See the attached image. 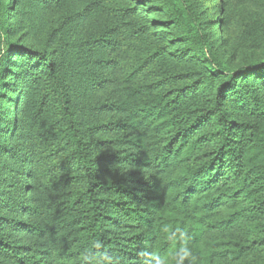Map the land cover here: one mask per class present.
Segmentation results:
<instances>
[{
    "label": "trees",
    "instance_id": "1",
    "mask_svg": "<svg viewBox=\"0 0 264 264\" xmlns=\"http://www.w3.org/2000/svg\"><path fill=\"white\" fill-rule=\"evenodd\" d=\"M125 1V5L121 4L119 7L124 17L138 7L141 11L159 10L167 13L168 17L164 20L151 17L147 25H128L120 33L113 34V27H108V34L103 33L94 39L96 44L113 50L121 40L140 35L147 29L165 30L169 26H175L178 33L172 40L181 44L190 56L198 60L202 71L191 73L196 77L180 87L168 90H155V86L162 84L160 81L138 86L139 92L143 93L146 88L150 93H143H147L146 97H140L130 107V112L134 118V126L148 136L153 135L155 147L144 163L150 164L160 173L162 184L159 182L150 186L133 181L130 186L118 185L111 189L117 194L113 199L105 192L107 186L99 177L97 163L117 157L114 154L92 155L89 142L84 139L76 121L71 88L58 73L60 62H57L51 52L11 41L9 20L16 0H0V95L6 88L5 80L13 74L10 67H15L17 62H25V73L21 81L30 82L32 95L36 93L38 82L46 80L45 89L38 95L39 99L54 100L59 123L56 136L60 140V146L69 148V152L58 163L65 169L70 167L75 171L74 175L54 181L50 186L82 182V186L73 192L67 206L71 221L86 229L85 234L73 245L48 246L44 239L48 230L37 218L41 213L40 205H37V198L34 199L35 194L30 196L33 187L30 186L29 179L24 187L22 183L18 185V193L11 191L9 183H5L7 178L3 179L0 208L12 209L14 217L0 213V250L13 256L21 264H24L25 258H33L34 264H126L125 256H129L134 264H160L171 260L175 255H180L183 260H193V264H218L214 262L212 253L205 255L197 248L204 236L214 230L238 226L247 218H257L264 214V135L252 123L238 121L235 117L236 110L248 101L252 113L264 114V58L229 65L211 41L193 0H163L161 5L148 0L146 3L149 5L144 9L135 1ZM116 34L119 36L115 37ZM163 50L160 47L149 55L142 56L128 78H133L135 73L150 62L159 60L163 56ZM12 55L16 56L17 61L11 64ZM97 63H102L105 67L112 64L109 60L102 59ZM186 75L187 73H178L167 77L183 79ZM206 85L212 93V98L208 99L211 100L210 105L198 111L184 109V100L194 96L199 87ZM111 106L112 103H103L100 108L110 109ZM123 124V121H110L101 127H119ZM206 124L210 125V129L198 132ZM12 132V129H0V137L4 140L0 154L8 155L4 142ZM211 141L213 145L207 147V143ZM103 142L105 141H100ZM9 143L13 148L12 143ZM247 143H250L251 148H258V163H251L254 157L244 158ZM18 150L16 147V151ZM60 151L54 149L50 154ZM41 157L44 156L40 151H35L31 157L28 168L30 173L27 175L29 178L36 179L35 172L38 167L41 169ZM131 158L129 157L130 160H137ZM32 166L35 167V172ZM149 186L165 195L164 206L168 208L166 214H156V204L137 192L144 191ZM46 187L45 183L37 184L36 193L39 191L40 194ZM129 202L132 204L129 205ZM120 203L124 205L125 215L132 219L130 224L121 221L115 214L114 208ZM218 209L224 211V215L211 219V214ZM15 211H19L21 216L29 215L30 219H17ZM109 220L114 227L140 229L131 236L120 237L122 241H117V237L110 233L107 225ZM3 225L15 228L22 235L27 234L32 243L27 244L22 235L18 245V242L6 240ZM120 232L126 231L121 229ZM259 245H264V235L257 241H250L248 246L256 248ZM246 248L248 247L241 246L238 252ZM228 252H219L218 257L222 258ZM262 252L259 260L254 262L220 264H264V251ZM37 259H43L44 263Z\"/></svg>",
    "mask_w": 264,
    "mask_h": 264
},
{
    "label": "rangeland",
    "instance_id": "2",
    "mask_svg": "<svg viewBox=\"0 0 264 264\" xmlns=\"http://www.w3.org/2000/svg\"><path fill=\"white\" fill-rule=\"evenodd\" d=\"M134 1L143 9L149 5L146 3L148 0H132ZM193 1L196 2L197 9L201 13L211 41L229 65L264 58V0ZM124 2L126 1L16 0L9 20L11 41L25 47L51 52L57 62H60L58 73L71 88L76 121L84 139L89 142L92 155L114 154L117 157L97 163L99 177L107 186L105 192L113 199L117 194L111 189L118 185L130 186L133 185V181L147 183L150 186L159 182L162 184L160 173L158 174L150 164L144 163L155 147L153 135L148 136L137 129L130 112V107L143 95L146 97L147 93H143L148 92L146 88L143 93L139 92L138 86L160 81L162 84L155 86L156 91L180 87L196 77L190 75L191 73L201 70L198 60L190 56L191 54L186 52L181 44L172 40L178 33V28L175 26L167 25L170 28L165 30L155 28L156 32L154 29H147L140 35L121 40L113 50L96 44L94 39L103 33L108 34V27H113L111 32L114 34L120 33L128 25H147L151 17L156 20H164L168 17L165 12L141 11L139 7L129 16L124 17L119 10L121 4L125 5ZM154 3L161 5L163 0H154ZM160 47L164 48L163 56L145 65L129 79L130 71L137 66L140 58ZM10 59L11 64L17 61L14 55ZM99 59L109 60L112 64L109 67L102 66L104 64L97 63ZM24 63V61L17 62L15 67H10L13 74L5 80L6 88L0 95V129L13 131L10 138L9 135L6 136L4 142L5 147L8 148V155L0 154V189L4 185L3 179L7 178L5 183H9L11 191L18 193V185L22 183L24 187L29 179L30 186L33 187L30 196L35 194L34 199L36 197L37 205H40L41 213L37 218L48 230L44 237L47 245L65 247L66 244H75L76 240L85 234L86 229L80 228L79 224L71 221V213L67 206L73 192L82 186V182H66L50 186L54 181L74 175L75 171L70 167L65 169L58 163L69 152V148L60 146V140L56 136L59 123L54 100L39 99L38 95L45 89L46 80L42 79L38 82L36 93L32 95L30 82L21 81L25 73ZM178 73H187V75L183 79L167 77ZM211 98L210 87L201 86L194 96L184 100L183 108L198 111L210 105L211 100L208 99ZM103 103H112V106L110 109L100 108ZM250 110V101H248L236 110V120L252 123L264 135V114H255ZM110 121H123L124 124L119 127L110 128V125L101 127L102 124ZM208 129L210 125L206 124L198 132ZM108 140L111 142L108 143ZM3 141L0 137V151ZM100 141L105 142L100 143ZM9 142L12 143L13 148ZM211 145L213 141L207 143V147ZM16 147L19 148L18 151ZM54 149L61 151L50 154ZM244 149V158L254 157L251 163H258L260 158L258 148H251L250 143H247ZM35 151H40L44 157H41V169L38 167L35 172V167L32 166L36 178L32 179L27 175L30 173L28 170L30 159ZM118 156L125 158L120 159ZM129 157L137 160H130ZM150 180L154 182H148ZM39 183H45L47 186L40 194L35 190ZM150 186L144 191L137 190V192L147 196L148 201L156 204L154 209L156 214H166L168 208L164 206L165 195ZM114 211L121 221L131 223L132 219L125 215L124 205L118 204ZM223 212L218 209L210 218H220L224 215ZM0 213L14 217L12 209L5 207L0 208ZM15 215L17 219H30L27 214L21 216L19 211H15ZM111 224L109 220L107 225L110 233L117 237V241H122L120 237L131 236L140 229V227H114ZM121 229H125L126 232H120ZM3 230L8 241L18 242L23 238L27 244L32 243V239L27 234L22 235L15 228L3 225ZM263 235L264 214L257 218H247L238 226L207 233L197 248L205 255L212 253L214 262L218 264L250 263L259 260L264 245L256 248L248 245L250 241H257ZM18 244L19 242L16 245ZM116 246L119 247L118 244ZM241 246L248 248L239 253ZM225 250L229 252L222 258L218 257L219 252ZM32 261L33 258H25L23 263L34 264ZM38 261L44 263L43 259ZM124 261L126 264H134L129 256H125ZM182 263L193 264V260H183L180 255H175L171 260L160 264ZM0 264L21 263L7 252L0 250Z\"/></svg>",
    "mask_w": 264,
    "mask_h": 264
}]
</instances>
